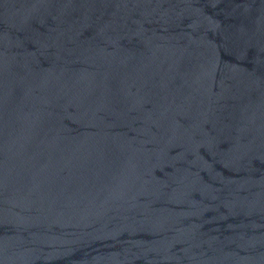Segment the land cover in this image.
Segmentation results:
<instances>
[{"label": "water", "instance_id": "obj_1", "mask_svg": "<svg viewBox=\"0 0 264 264\" xmlns=\"http://www.w3.org/2000/svg\"><path fill=\"white\" fill-rule=\"evenodd\" d=\"M0 264H264V0H0Z\"/></svg>", "mask_w": 264, "mask_h": 264}]
</instances>
